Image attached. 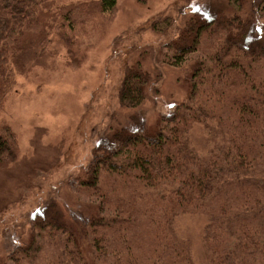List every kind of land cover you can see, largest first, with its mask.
Returning <instances> with one entry per match:
<instances>
[{
	"label": "trees",
	"instance_id": "trees-1",
	"mask_svg": "<svg viewBox=\"0 0 264 264\" xmlns=\"http://www.w3.org/2000/svg\"><path fill=\"white\" fill-rule=\"evenodd\" d=\"M54 1L0 0V112L25 56L46 52L52 30L66 36L64 28L72 31L80 17L116 12V0ZM235 3L231 16L207 7L189 14L164 46V61L179 67L188 59L194 70L188 98L160 118L156 132L135 124L99 140L74 184L92 213L67 205L63 220L58 202L35 210L28 244L0 264H196L176 227L185 215L206 220L208 264H264V182L250 163L259 156L264 167V0L249 10L243 0ZM137 71L124 75L122 108L136 109L145 99L149 79ZM195 124L210 143L202 155L189 136ZM17 155V137L1 123L0 172Z\"/></svg>",
	"mask_w": 264,
	"mask_h": 264
},
{
	"label": "rangeland",
	"instance_id": "rangeland-1",
	"mask_svg": "<svg viewBox=\"0 0 264 264\" xmlns=\"http://www.w3.org/2000/svg\"><path fill=\"white\" fill-rule=\"evenodd\" d=\"M97 1L54 2L66 6ZM243 1V10L258 6L257 0ZM235 4V0H116L112 16L96 10L80 17L72 31L64 28L66 36L51 31L46 52L25 56L24 70L16 74V86L0 112V124H7L18 140L17 162L0 172V263L15 246L28 244L29 218L35 210L58 202L63 220L67 205L84 215L92 213L85 210L88 203L76 194L74 184L83 178L99 140L135 124L155 133L160 118L188 98L194 70L188 59L179 67L169 65L163 59L168 53L164 46L188 25L189 14L207 7L231 16ZM154 24L165 31H156ZM129 68L149 79L145 99L136 109L119 103ZM189 136L197 154L208 151L210 143L201 126L193 125ZM250 163L253 171H263L259 156ZM262 171L255 177L264 182ZM201 219L185 215L176 227L188 239L196 264H208L202 239L206 220Z\"/></svg>",
	"mask_w": 264,
	"mask_h": 264
}]
</instances>
